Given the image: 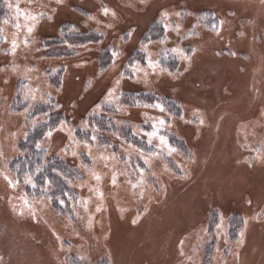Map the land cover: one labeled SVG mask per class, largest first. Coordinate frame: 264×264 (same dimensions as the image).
I'll list each match as a JSON object with an SVG mask.
<instances>
[{
    "label": "rangeland",
    "instance_id": "rangeland-1",
    "mask_svg": "<svg viewBox=\"0 0 264 264\" xmlns=\"http://www.w3.org/2000/svg\"><path fill=\"white\" fill-rule=\"evenodd\" d=\"M36 103L67 214L11 166ZM0 264H264V0H0Z\"/></svg>",
    "mask_w": 264,
    "mask_h": 264
},
{
    "label": "trees",
    "instance_id": "trees-1",
    "mask_svg": "<svg viewBox=\"0 0 264 264\" xmlns=\"http://www.w3.org/2000/svg\"><path fill=\"white\" fill-rule=\"evenodd\" d=\"M97 35H77L75 38H70L73 42H83L85 40L97 39ZM109 61V56L102 54L100 57L99 67L105 68ZM29 104L25 103L20 109H26ZM29 117L36 115H45L43 121L33 125L24 139L18 142L19 155L11 162L12 168L16 171L19 178L30 176L33 179L35 186L26 189V192L33 193L36 196H45L43 191L44 186L49 183L51 189L47 195L52 199V206L59 212L69 213L70 202L77 198V191L70 186V181L78 178L80 173L78 169L69 161L54 155H48L45 149L38 148L49 129H53L63 120L61 112H55L51 106L36 103L30 107ZM47 115V116H46ZM88 132L84 136L89 137L90 133L97 124L100 131L107 132L116 128L110 118L103 116H94L87 121ZM114 125V126H113ZM79 133V132H78ZM71 200V201H70ZM60 201L66 204V210L61 205Z\"/></svg>",
    "mask_w": 264,
    "mask_h": 264
},
{
    "label": "snow or ice",
    "instance_id": "snow-or-ice-1",
    "mask_svg": "<svg viewBox=\"0 0 264 264\" xmlns=\"http://www.w3.org/2000/svg\"><path fill=\"white\" fill-rule=\"evenodd\" d=\"M107 9H105V12L107 13ZM29 31H31V29H29ZM157 107H159V105H157ZM163 109H161V111H162ZM161 123H163V121H161ZM97 179H99V177H97Z\"/></svg>",
    "mask_w": 264,
    "mask_h": 264
}]
</instances>
